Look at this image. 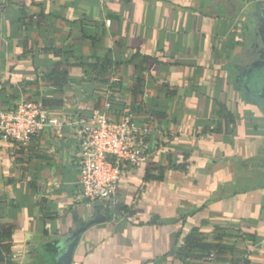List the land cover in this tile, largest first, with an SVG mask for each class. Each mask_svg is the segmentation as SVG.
Returning <instances> with one entry per match:
<instances>
[{
    "label": "crops",
    "instance_id": "0c3cea01",
    "mask_svg": "<svg viewBox=\"0 0 264 264\" xmlns=\"http://www.w3.org/2000/svg\"><path fill=\"white\" fill-rule=\"evenodd\" d=\"M256 4L264 15V0H0V109L14 95L88 116L109 91L116 116L152 127L147 162L122 165L109 219L79 200L67 128L26 146L0 138L4 264H54L100 215L71 264H181L192 227L233 248L216 264H264V110L235 78L264 52ZM106 55L112 72L99 74ZM59 60L69 78L56 87L45 74Z\"/></svg>",
    "mask_w": 264,
    "mask_h": 264
},
{
    "label": "built area",
    "instance_id": "2783aa9c",
    "mask_svg": "<svg viewBox=\"0 0 264 264\" xmlns=\"http://www.w3.org/2000/svg\"><path fill=\"white\" fill-rule=\"evenodd\" d=\"M108 97L107 91L102 105L88 116L53 115L41 101L20 99L0 109V138L26 146L45 130L67 128L78 145L79 200L89 208L99 204L105 210L116 203L122 165L147 162L152 131L149 123L139 122L127 110L116 116ZM202 262L216 264L214 254L204 256Z\"/></svg>",
    "mask_w": 264,
    "mask_h": 264
},
{
    "label": "trees",
    "instance_id": "16d2710c",
    "mask_svg": "<svg viewBox=\"0 0 264 264\" xmlns=\"http://www.w3.org/2000/svg\"><path fill=\"white\" fill-rule=\"evenodd\" d=\"M112 61H113L112 57L110 55H106L103 62L108 68H104L103 70L99 69L98 73L103 74V73L112 72V68H110V66L112 65ZM68 65L69 64L67 60H59L58 62L54 64L53 68H51L50 70L46 72L45 76L47 77L51 85H54L56 87H61L68 81V78H69L68 70H67ZM106 80H107L106 78L101 79V81H106ZM105 93L100 94L99 95L100 98L104 97L103 95H105ZM13 97L14 95H11L2 101V103L5 104L6 108L10 106L12 107L16 104L15 102L14 104L10 105V100ZM108 98L111 101L113 105V110L115 112L114 101H113L111 92H109ZM41 102L44 105L50 104L49 100L47 99H44ZM100 106L101 105H99L98 107ZM78 114L83 116L80 113ZM101 207L102 205H99V204H96L94 206L96 210L100 211L108 219L114 216H118V214H120V211H121L118 204H114L110 207L108 206L105 210H102ZM9 237H10L9 229L6 228L0 231V241L3 240L4 238H9ZM224 249L231 250L233 248L231 246H222L221 244L207 241V236L205 235L203 231H201L198 227H192L185 237L184 244L180 247H177L174 253H175L176 258L180 261L181 264H203L202 259L204 256H207L210 253L215 254ZM10 254H11L10 243L9 242L0 243V264L12 263L10 256H9ZM235 263L247 264L245 260H241V259L229 262V264H235Z\"/></svg>",
    "mask_w": 264,
    "mask_h": 264
},
{
    "label": "water",
    "instance_id": "95a60500",
    "mask_svg": "<svg viewBox=\"0 0 264 264\" xmlns=\"http://www.w3.org/2000/svg\"><path fill=\"white\" fill-rule=\"evenodd\" d=\"M256 10L259 12V24L258 28L261 31L262 39L264 40V15L260 10L258 4H256ZM264 64V59L252 63L251 65H244L242 68L238 67L235 73V78L239 82L240 87L244 94L249 97H255L264 101V74L258 71L259 66ZM257 70H254V68ZM105 220L104 215H100L96 218L91 219L81 227L74 230L66 239V247L64 251L57 257L54 264H71L73 252L76 244L80 238V235L92 224L98 223Z\"/></svg>",
    "mask_w": 264,
    "mask_h": 264
},
{
    "label": "rangeland",
    "instance_id": "374dc122",
    "mask_svg": "<svg viewBox=\"0 0 264 264\" xmlns=\"http://www.w3.org/2000/svg\"><path fill=\"white\" fill-rule=\"evenodd\" d=\"M255 70H257L256 67H255ZM258 71H261L262 74H264V64H261V66H259ZM253 99H254L255 102H259L261 108L264 110V101L263 100H260V99H257L255 97H253Z\"/></svg>",
    "mask_w": 264,
    "mask_h": 264
},
{
    "label": "flooded vegetation",
    "instance_id": "af4514ba",
    "mask_svg": "<svg viewBox=\"0 0 264 264\" xmlns=\"http://www.w3.org/2000/svg\"><path fill=\"white\" fill-rule=\"evenodd\" d=\"M260 60L264 59V52L259 54ZM251 65V64H250ZM255 70V68H254ZM252 101H254L253 97H250Z\"/></svg>",
    "mask_w": 264,
    "mask_h": 264
}]
</instances>
